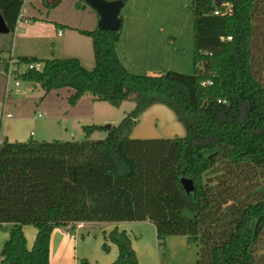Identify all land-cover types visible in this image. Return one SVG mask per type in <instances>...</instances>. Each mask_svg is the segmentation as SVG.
Here are the masks:
<instances>
[{
    "label": "trees",
    "instance_id": "1",
    "mask_svg": "<svg viewBox=\"0 0 264 264\" xmlns=\"http://www.w3.org/2000/svg\"><path fill=\"white\" fill-rule=\"evenodd\" d=\"M63 1L33 0L25 6L27 0H0L10 46L18 22L27 18L90 38L95 68L89 71L73 57L18 58L23 65L43 63L42 71H29L19 80L45 94L38 103L20 96L5 99L2 117H30L35 105L45 103L54 108L52 120L91 117L96 102L120 108L133 98L135 108L103 140H90L104 130L91 125L82 128V142L0 143V230L10 237L1 264H50L56 228L74 233L84 222H148L165 256L170 237L179 236L197 248V264H259L264 194L240 198L236 193L227 204L228 196L214 192L211 178L219 163L264 168V83L253 61L259 0H222L220 7L217 0H192L194 74L165 71L159 76L132 74L120 62L123 17L120 31L105 32L98 27V12L78 0L88 23L69 25L55 18L57 12L52 16ZM225 5L231 13L224 14ZM50 97L55 100L45 102ZM157 105L174 113L185 128L184 138L131 137L141 117ZM183 179L193 181V192H185ZM24 227L37 231L32 250ZM102 235L104 253L111 245L118 248L113 264H140L126 231L115 227Z\"/></svg>",
    "mask_w": 264,
    "mask_h": 264
},
{
    "label": "rangeland",
    "instance_id": "2",
    "mask_svg": "<svg viewBox=\"0 0 264 264\" xmlns=\"http://www.w3.org/2000/svg\"><path fill=\"white\" fill-rule=\"evenodd\" d=\"M104 1H117V0H104ZM80 4L82 3L78 0H64L62 3V6L60 7V10L55 11L52 13V16L57 19L63 20V22L71 25H83L85 23H88V15L85 14L83 9L80 10ZM259 6H258V13H257V23H258V29H257V37L255 39V47H254V68L255 72L257 73V76L259 79L262 80L264 83V0H259ZM124 9L122 11L121 17L125 16L128 10L130 9V2L127 0L126 5H124ZM80 10V11H79ZM90 11V10H89ZM183 18L179 19L183 22ZM177 22L175 25L177 27V31L179 33L180 26ZM183 24V23H182ZM194 26V24H193ZM46 28V27H45ZM66 33L72 32L71 30L65 31ZM46 37H48L49 42L53 41V32L51 34V37H49V32L45 31ZM7 38L8 44L10 46L11 42V35H0V38ZM16 37V34H15ZM14 37V39H15ZM85 42H88V46L91 50H89V53L93 52V47L90 46L92 41L90 38L84 37ZM191 42V41H190ZM14 43V40H13ZM189 43V38H188ZM192 43H193V37H192ZM192 43L190 48L184 49L187 52V60L186 64L187 67L190 69L189 74L184 73L185 75H193L194 74V62H193V56L192 53L194 51V48H192ZM42 47V46H40ZM42 55L41 59L43 60H52V58H58V59H69L71 55L70 53H63L61 51L57 52L55 55L53 54V50L55 47L51 44L43 45ZM181 49V51H184ZM180 51V52H181ZM9 52H5L4 56L7 57ZM67 55V56H65ZM4 60V58L0 57V61ZM95 61V59H94ZM42 68H44L43 63L39 64ZM4 67V65H1ZM95 66V65H94ZM5 68V67H4ZM95 67H90V70H93ZM89 70V71H90ZM183 74V73H182ZM183 74V75H184ZM0 86L2 89L5 88L4 82L1 80ZM23 96L20 97L21 99H33L36 100V103L41 102V97L45 94L44 90L41 87L33 86V85H23ZM55 100L54 97H50L45 102H51ZM35 105L34 108H36L35 112L32 113V115L25 118H16V119H9L4 117V121L2 122L3 127L5 126V134L7 135V131L11 130V133L13 135H16V139L19 138L21 140L26 141H18V142H27L30 140L38 141V142H49L53 143L56 140L63 141V142H73L74 141H80L82 142L85 139V135L82 131L83 127H91V125H97L103 127L104 130L100 132H96L94 135H92V140H103L107 137L108 131L106 130L107 126L113 125L118 126L122 120L126 117V115L129 114L134 108H135V102L132 98L128 102H125L120 108H115L112 105H109L105 102H96L95 108H93V114L91 117L87 118H80V120H72V121H63L61 119H53L52 120V113L54 112V108L49 106V103H45ZM163 110V115L159 114V116H154L152 113L146 115L144 119V124L138 128L135 135L140 134L145 139H156V138H184L186 135V131L184 126L179 122L178 119H176L174 113L166 106L159 107ZM167 111V113H165ZM32 112V111H31ZM43 112L47 113L46 117L38 118L39 115H41ZM49 113V115H48ZM68 129L66 131L65 129ZM31 133H34V136L31 137ZM27 136V137H26ZM134 139V138H133ZM211 178L214 180L213 187L214 192L216 193H222L226 197L225 202L227 204L231 201L230 198L233 196V194L239 193L238 196L240 198H243L244 195L248 193H260L261 196L264 194V168H255L252 166H246L243 165V167L239 169H233L231 167H228L224 163H219L218 170ZM219 187V188H218ZM253 200V197H251ZM80 223V222H79ZM85 225V228L82 230H78L75 233H69L67 229L64 227L56 228V235H60L64 233L65 235H69L68 242L66 241V238L62 236L64 243V249H65V256L64 260H68L70 264L73 263L75 257L74 252L77 254V258L79 260V264H84L83 261L86 262V264H108L113 258V253L107 254L104 253L102 250L103 240H102V230L105 231L108 227H112L113 225H121L120 223H113L108 224L109 226H106V223H99V222H84L77 224V226ZM83 225V226H84ZM142 231H140L144 237L139 236L143 239V245L147 248L148 244H155V241H157L156 233H154V225L152 223H146L141 224ZM82 226V227H83ZM11 227V226H7ZM100 227L103 228L100 230ZM31 228L33 231L36 232V230L33 227ZM2 231V230H0ZM2 231L0 234H3ZM8 235V232L7 234ZM86 236L85 239H82V236ZM71 237H73V240H71ZM177 237V236H175ZM179 237V236H178ZM76 238H78L79 245L76 244L74 246V243L76 242ZM184 238V237H181ZM181 238H173L178 239L177 241H181ZM1 241V240H0ZM55 243V241H54ZM116 246V245H111ZM117 247V246H116ZM180 244L176 243L174 246L170 245L167 242L166 252L167 255L165 256L164 252L162 250H159L157 247L156 242V250L159 252V257H156L155 262L151 260V256H149V262L150 264H197L198 261V254L195 256L194 254H189L188 252L181 250ZM148 250V249H147ZM195 251L197 252V249L195 247ZM194 251V252H195ZM256 253L258 254V260L259 264H264V241L261 242L257 248ZM2 258V256H0ZM196 258V259H195ZM1 260V259H0ZM197 260V261H196ZM144 262L148 263L147 259ZM114 263V262H113Z\"/></svg>",
    "mask_w": 264,
    "mask_h": 264
},
{
    "label": "crops",
    "instance_id": "3",
    "mask_svg": "<svg viewBox=\"0 0 264 264\" xmlns=\"http://www.w3.org/2000/svg\"><path fill=\"white\" fill-rule=\"evenodd\" d=\"M31 1L33 0H27L25 6ZM129 2L130 9L125 16H122L124 26L122 37L117 44V54L119 60L125 66L127 71L139 76H159L164 74L165 71L189 74L190 69L187 67V65L189 66L190 63L186 64V61L188 62L187 52L189 51H185L184 49L190 48L193 37V15L190 6L192 0H129ZM180 18H183L184 20L183 22L180 21L179 23ZM177 22L179 25H181L179 33L175 25ZM45 31L49 32V37H51L53 32V41L51 40L49 42V38L46 37ZM60 34L62 35L60 36ZM84 39L86 38L76 31L66 33L65 31L57 30L53 25L45 23H31L27 18H23L18 22L16 32L13 34L11 46H9L7 38H0V57L4 59L9 58V56L16 58L36 57L40 60H43L41 59L43 45L52 44L55 47L53 50L54 55L59 51L63 53H70L71 55H68L70 58L73 57L79 59L81 64L87 70H90V67H95L96 65L94 61V55L89 53V50L91 49L88 46V42H85ZM90 46H92V43ZM192 48H194V43H192ZM181 49L184 51H181ZM5 52H9L7 57L4 56ZM193 54L194 51L192 56ZM1 80L4 82L5 86L4 89H2L0 86V118H3L2 116L7 110V106L4 105L6 95V67L4 68L0 65V82ZM159 107L162 106L157 105L152 107L141 117L140 125L133 132L131 136L132 138L137 140H147L142 138L144 136L140 134L135 135V133L137 132L138 128L144 124L143 118H145L146 115L148 116L150 113H152L154 116H159V114L163 115L164 112L162 108ZM165 113H167V111ZM62 120L72 121L80 119L72 118ZM3 121L4 118L2 119V122ZM65 130L68 131L67 128ZM15 136L16 135L11 133V130L7 131L6 135L4 126L2 128L0 143H2L4 140H7L10 143H16V141L18 142L19 140L26 141L17 137L16 139H13ZM30 136L33 137L34 133H31ZM146 223L148 222L121 223V225H113L110 228L106 227L107 229L105 231L102 230V234L104 232L109 233L113 231L115 227H117L120 231H126L127 234H129L132 238L133 248L137 253L139 263L150 264L149 256H151V260L154 263L156 257H159V252L156 250L157 241H155L154 245L149 243L148 247L146 248L143 245V239L139 237H144L140 231H142L141 224ZM83 225H78L75 229V232L85 228V225ZM106 226L109 225L106 223ZM103 228L100 227V230ZM24 233L25 237L27 238L28 249L32 250L37 239V231L35 232L31 228L24 227ZM154 233H156L155 229ZM6 234L7 231L3 232V234H0V254L5 243L10 239L9 234ZM62 236L66 238V241L69 238V235H65L64 233H62L61 236L58 234L56 235V231H54L52 234L50 264H70L68 260H64V256L66 254L64 249L65 242L63 241ZM173 238L181 237H170L168 240L169 246H174L176 243H178L182 248L181 250H184L191 255L194 254L195 256L198 254V251H195V246L188 244L187 238H181V241H177L178 239ZM71 240L74 242L73 237H71ZM102 240V242H104L103 235ZM76 244H80L78 243V238H76L74 246H76ZM110 253H113V258L110 262H108V264H113V262L116 261L119 256L118 248L116 246H111L109 254ZM73 254H75L76 258L72 264H79V260L76 256L77 254L75 252ZM0 259L2 260L1 257ZM146 259L148 263L144 262Z\"/></svg>",
    "mask_w": 264,
    "mask_h": 264
},
{
    "label": "water",
    "instance_id": "4",
    "mask_svg": "<svg viewBox=\"0 0 264 264\" xmlns=\"http://www.w3.org/2000/svg\"><path fill=\"white\" fill-rule=\"evenodd\" d=\"M95 11L98 12L100 16V21L98 27L105 32H118L121 29L120 16L122 14L124 7V2L122 0L117 1H104V0H82ZM222 0H217L216 5L220 7ZM11 30L7 27L3 16L0 13V35H9ZM112 125L107 126L106 130L110 133L112 130ZM182 185L185 192L191 193L194 190V183L191 180H182Z\"/></svg>",
    "mask_w": 264,
    "mask_h": 264
},
{
    "label": "built area",
    "instance_id": "5",
    "mask_svg": "<svg viewBox=\"0 0 264 264\" xmlns=\"http://www.w3.org/2000/svg\"><path fill=\"white\" fill-rule=\"evenodd\" d=\"M231 11H232L231 6L225 5L224 14H229L231 13ZM215 15L219 16L220 13L216 12ZM61 35L62 34H60V36ZM1 64L7 68L6 70V95H5L6 100L9 98H15L16 96H20V97L23 96L22 90L24 87L23 85L25 84H23V82L19 80V77L23 76L29 71H33V70L42 71L44 69L39 64H33L29 66L20 64L18 58L13 57V56H9V58L2 60ZM39 117H41V115H39Z\"/></svg>",
    "mask_w": 264,
    "mask_h": 264
}]
</instances>
